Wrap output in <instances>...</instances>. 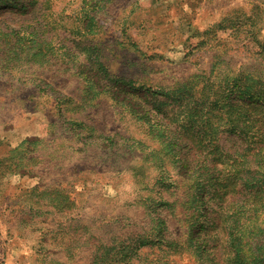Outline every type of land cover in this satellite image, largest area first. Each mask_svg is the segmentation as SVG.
Here are the masks:
<instances>
[{"label":"rangeland","instance_id":"374dc122","mask_svg":"<svg viewBox=\"0 0 264 264\" xmlns=\"http://www.w3.org/2000/svg\"><path fill=\"white\" fill-rule=\"evenodd\" d=\"M0 264H264V0H0Z\"/></svg>","mask_w":264,"mask_h":264}]
</instances>
